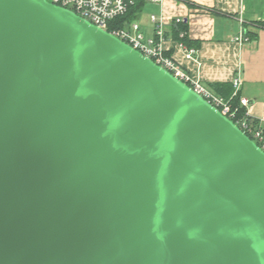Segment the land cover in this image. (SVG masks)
Wrapping results in <instances>:
<instances>
[{
    "label": "water",
    "instance_id": "obj_1",
    "mask_svg": "<svg viewBox=\"0 0 264 264\" xmlns=\"http://www.w3.org/2000/svg\"><path fill=\"white\" fill-rule=\"evenodd\" d=\"M264 151L74 13L0 0V264H262Z\"/></svg>",
    "mask_w": 264,
    "mask_h": 264
},
{
    "label": "crops",
    "instance_id": "obj_2",
    "mask_svg": "<svg viewBox=\"0 0 264 264\" xmlns=\"http://www.w3.org/2000/svg\"><path fill=\"white\" fill-rule=\"evenodd\" d=\"M134 6L124 15L125 27L136 23L149 38L155 32L150 16L161 17L165 55L204 87L214 91L219 86L224 99L233 93L232 81L240 78L238 95L247 100L245 112L254 120L264 118V0H137ZM182 22L196 48H186L172 35ZM239 29L246 39L235 43ZM186 49L195 50L192 58Z\"/></svg>",
    "mask_w": 264,
    "mask_h": 264
},
{
    "label": "built area",
    "instance_id": "obj_3",
    "mask_svg": "<svg viewBox=\"0 0 264 264\" xmlns=\"http://www.w3.org/2000/svg\"><path fill=\"white\" fill-rule=\"evenodd\" d=\"M49 4L64 8L78 17L88 21L95 27L109 32L110 23L123 17L128 9L135 4L137 0H45ZM155 3L161 0H152ZM150 21L155 25V32L152 37L145 38L138 32V25L130 23L129 27L111 28L110 34L124 42L132 49L139 52L145 58L150 59L154 64L169 72L172 76L186 84L191 90L202 97L208 104L216 108L222 115L229 120L233 119L236 126L245 134L252 136L257 141L259 147L264 151V133L259 126L252 124V118L245 112V116H237L236 108H232L231 100L238 95L241 80L240 78L232 81L233 93L229 99L216 94L211 89L204 87L200 80L187 74L176 62L169 56L165 55L163 47L166 37L163 31V19L154 15L150 16ZM179 22V21H177ZM184 33H181L183 36ZM245 34L239 29L233 42L240 43L245 40ZM186 57L192 58L195 53L193 49L185 50ZM240 106H247V100L239 99ZM250 119V120H248ZM259 125L264 123V118L256 120Z\"/></svg>",
    "mask_w": 264,
    "mask_h": 264
},
{
    "label": "trees",
    "instance_id": "obj_4",
    "mask_svg": "<svg viewBox=\"0 0 264 264\" xmlns=\"http://www.w3.org/2000/svg\"><path fill=\"white\" fill-rule=\"evenodd\" d=\"M135 6H131L129 9H128V13H129V10L131 8H134ZM133 13V12H132ZM127 16V15H126ZM124 16V17H121V18H118L116 20H114L113 22L110 23V28H109V32L111 31L110 29L111 28H118V29H121V28H125V21L127 19V17ZM180 33H184L183 37H180L179 34ZM172 35L183 45L185 46L186 48H191L193 47L194 45L191 44L188 39H187V29H186V25L182 22L178 25H176L173 30H172ZM195 47V46H194ZM196 48V47H195ZM214 92L218 95H220V89H219V86L218 87H214ZM221 96V95H220ZM239 99H240V96L237 95L236 97L232 98L231 100V104H232V108H236V113H237V116H245V108L240 106V103H239ZM250 120V119H248ZM231 121L236 124L235 120L231 119ZM252 124L256 125V126H259L263 133H264V125H259L258 122L256 120H252L251 121ZM245 135L251 139L253 142L256 143L257 146H259L258 142L257 141H254V139L252 138L251 135L245 133Z\"/></svg>",
    "mask_w": 264,
    "mask_h": 264
},
{
    "label": "snow or ice",
    "instance_id": "obj_5",
    "mask_svg": "<svg viewBox=\"0 0 264 264\" xmlns=\"http://www.w3.org/2000/svg\"><path fill=\"white\" fill-rule=\"evenodd\" d=\"M262 264H264V262H262Z\"/></svg>",
    "mask_w": 264,
    "mask_h": 264
}]
</instances>
